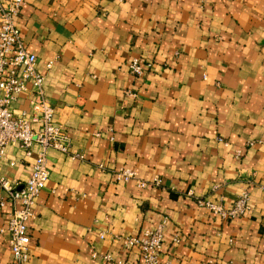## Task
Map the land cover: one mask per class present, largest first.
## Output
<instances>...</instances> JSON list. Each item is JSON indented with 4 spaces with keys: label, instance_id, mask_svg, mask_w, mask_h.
Masks as SVG:
<instances>
[{
    "label": "crops",
    "instance_id": "1",
    "mask_svg": "<svg viewBox=\"0 0 264 264\" xmlns=\"http://www.w3.org/2000/svg\"><path fill=\"white\" fill-rule=\"evenodd\" d=\"M17 26L69 152L83 157L48 151L29 264H102L92 252L135 259L113 237L164 218L161 260L264 264V0H24ZM134 58L142 78L129 74ZM11 108L28 110L27 97ZM32 164L7 145L0 175L24 183ZM122 168L161 186L116 181ZM245 190L249 209L233 220L196 203L228 208ZM0 264H11L2 234Z\"/></svg>",
    "mask_w": 264,
    "mask_h": 264
},
{
    "label": "built area",
    "instance_id": "2",
    "mask_svg": "<svg viewBox=\"0 0 264 264\" xmlns=\"http://www.w3.org/2000/svg\"><path fill=\"white\" fill-rule=\"evenodd\" d=\"M23 4L24 0H0V160L4 157L6 146L13 144L24 151L26 157H33L30 175L24 183L0 175V190L3 193L0 209L8 208L7 223L0 229V234L6 236L11 264H29L30 261L29 222L35 217L34 206L49 178L48 151L52 149L72 159H83L81 155L69 152V137L55 121V108L45 96L44 75L37 70L36 56L26 50L22 41L17 19ZM51 65L50 62L46 67L50 68ZM145 68L136 58L128 63V71L133 78H142ZM126 93L135 97L133 93ZM21 95L28 99V110H12V102ZM95 136L99 137L100 134L96 133ZM217 141L225 147L229 146L222 138ZM235 155L239 157L241 151L236 150ZM99 168L102 170L103 166L99 165ZM114 176L119 182L134 181L142 189L161 186L159 178L141 181L136 172L128 168L119 169ZM187 196L192 197L193 192L188 191ZM248 202L249 193L246 190L228 208L219 202L196 199L198 206L207 209L221 221L243 216L249 209ZM167 222L164 218L158 225L144 229L136 236L113 237L124 253H135V259H114L110 254L96 252H92L91 257L99 258L102 264H173L160 258L165 245ZM98 237L104 239L105 235L101 232ZM172 243H179V239L173 237Z\"/></svg>",
    "mask_w": 264,
    "mask_h": 264
}]
</instances>
